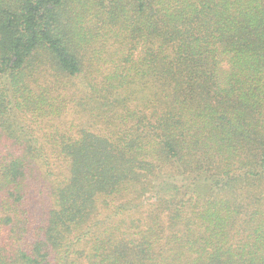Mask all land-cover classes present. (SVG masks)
I'll return each mask as SVG.
<instances>
[{
    "label": "trees",
    "instance_id": "trees-1",
    "mask_svg": "<svg viewBox=\"0 0 264 264\" xmlns=\"http://www.w3.org/2000/svg\"><path fill=\"white\" fill-rule=\"evenodd\" d=\"M0 264H264V0H0Z\"/></svg>",
    "mask_w": 264,
    "mask_h": 264
}]
</instances>
